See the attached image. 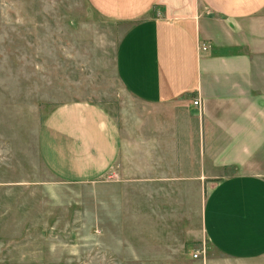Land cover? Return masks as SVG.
<instances>
[{"label": "crops", "instance_id": "obj_1", "mask_svg": "<svg viewBox=\"0 0 264 264\" xmlns=\"http://www.w3.org/2000/svg\"><path fill=\"white\" fill-rule=\"evenodd\" d=\"M84 2L118 31L123 98L49 107L44 170L86 185L90 223L134 259L213 264L192 258L207 244L264 264V0Z\"/></svg>", "mask_w": 264, "mask_h": 264}, {"label": "rangeland", "instance_id": "obj_2", "mask_svg": "<svg viewBox=\"0 0 264 264\" xmlns=\"http://www.w3.org/2000/svg\"><path fill=\"white\" fill-rule=\"evenodd\" d=\"M117 39L84 0H0V264H148L120 239H101L87 186L57 181L35 149L49 107L123 98ZM194 251L232 264L207 244Z\"/></svg>", "mask_w": 264, "mask_h": 264}, {"label": "built area", "instance_id": "obj_3", "mask_svg": "<svg viewBox=\"0 0 264 264\" xmlns=\"http://www.w3.org/2000/svg\"><path fill=\"white\" fill-rule=\"evenodd\" d=\"M202 51H205V48H202ZM192 105L199 106V102L197 100H194ZM199 255H200L199 252H195V254L192 255V258L197 259Z\"/></svg>", "mask_w": 264, "mask_h": 264}]
</instances>
